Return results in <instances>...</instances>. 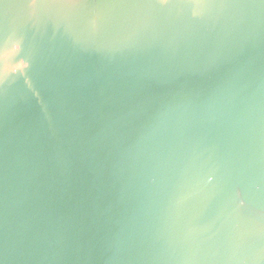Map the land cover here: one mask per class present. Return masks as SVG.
I'll use <instances>...</instances> for the list:
<instances>
[{"label": "water", "instance_id": "1", "mask_svg": "<svg viewBox=\"0 0 264 264\" xmlns=\"http://www.w3.org/2000/svg\"><path fill=\"white\" fill-rule=\"evenodd\" d=\"M0 264H264V0H0Z\"/></svg>", "mask_w": 264, "mask_h": 264}]
</instances>
